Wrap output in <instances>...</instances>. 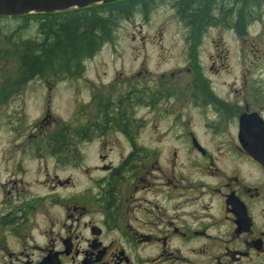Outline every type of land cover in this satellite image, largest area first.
<instances>
[{"label": "flooded vegetation", "instance_id": "1", "mask_svg": "<svg viewBox=\"0 0 264 264\" xmlns=\"http://www.w3.org/2000/svg\"><path fill=\"white\" fill-rule=\"evenodd\" d=\"M159 1L180 42L99 61L110 79L62 141L77 187L30 186L1 157L0 264H264V10L198 23Z\"/></svg>", "mask_w": 264, "mask_h": 264}, {"label": "rangeland", "instance_id": "2", "mask_svg": "<svg viewBox=\"0 0 264 264\" xmlns=\"http://www.w3.org/2000/svg\"><path fill=\"white\" fill-rule=\"evenodd\" d=\"M180 27L170 6L159 1L145 16L139 14L120 23L113 40L107 41L115 42V46H104L101 53L97 51L83 61L79 67L85 68L84 79H79L83 72L78 70L74 76L59 78L58 81L46 74L29 81L18 93L5 97L7 100L0 99V174L5 171L1 167V157L6 154L17 161L16 175L30 186L40 188L43 179L57 174L60 177L69 176L74 180L71 186L77 187L79 169L74 160L64 161L67 160L62 157L64 139L56 133L61 129H68L67 138H70V133H73L71 138L76 136L78 110L84 102H92L93 93L102 80L110 79V75L106 78L103 76L102 79L97 76L99 61L115 62V68L120 70V61L126 63L131 60L136 53L134 48L146 44V48L150 49L155 47V43L170 46L180 42L177 36ZM9 52L0 61L3 64L0 80L15 77L19 70L17 53L13 48ZM173 58L175 57L172 56ZM138 59H141V55ZM45 135L50 136V140L40 142ZM33 141L46 146L37 149L26 146ZM94 153L95 149L91 148L87 165L96 162Z\"/></svg>", "mask_w": 264, "mask_h": 264}, {"label": "trees", "instance_id": "3", "mask_svg": "<svg viewBox=\"0 0 264 264\" xmlns=\"http://www.w3.org/2000/svg\"><path fill=\"white\" fill-rule=\"evenodd\" d=\"M186 2L187 22L216 21L225 11L264 10V0ZM156 3L158 0H117L59 12L0 16V61L13 48L20 62L15 77L1 78L0 99L7 100L5 97L15 95L36 77L49 74L58 81L59 78L74 76L86 58L105 42L113 40L122 21L139 14L145 16ZM1 66L3 68L0 62V69ZM56 134L63 139L68 137L65 129ZM42 138L49 140L50 136Z\"/></svg>", "mask_w": 264, "mask_h": 264}, {"label": "water", "instance_id": "4", "mask_svg": "<svg viewBox=\"0 0 264 264\" xmlns=\"http://www.w3.org/2000/svg\"><path fill=\"white\" fill-rule=\"evenodd\" d=\"M117 0H0V16L51 13Z\"/></svg>", "mask_w": 264, "mask_h": 264}]
</instances>
